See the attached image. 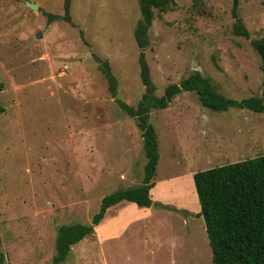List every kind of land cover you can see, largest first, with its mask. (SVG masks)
<instances>
[{"label": "rangeland", "instance_id": "1", "mask_svg": "<svg viewBox=\"0 0 264 264\" xmlns=\"http://www.w3.org/2000/svg\"><path fill=\"white\" fill-rule=\"evenodd\" d=\"M233 1L174 0V9L154 10L142 52L155 97L193 72L226 98L261 96V62L250 42L264 33V0H236L248 38L232 33ZM67 16L63 0H0L4 264L50 263L60 226L89 225L104 196L143 178L141 131L116 103L136 108L144 93L133 38L137 1L71 0ZM94 56L108 63L115 96ZM148 121L159 155L151 196L164 207L149 209L144 224L132 221L116 241H103L99 224L62 264H174L173 246L180 264H212L192 175L264 155V113H214L183 92Z\"/></svg>", "mask_w": 264, "mask_h": 264}, {"label": "trees", "instance_id": "2", "mask_svg": "<svg viewBox=\"0 0 264 264\" xmlns=\"http://www.w3.org/2000/svg\"><path fill=\"white\" fill-rule=\"evenodd\" d=\"M140 18L133 32V38L140 50L138 57L139 78L144 93L136 108L126 106L116 100L118 106L136 121L141 131L142 150L145 157L141 184L134 188L120 189L104 196L89 225H62L56 231L55 255L48 264H62L71 252V248L93 234L94 227L101 224L107 209L125 201L135 204L139 209L164 207L153 202L150 191L155 184L153 178L159 159L157 135L154 126L148 121L152 109L163 110L175 96L183 92H192L203 108L214 113H223L229 109L247 110L255 114L264 113V91L260 97L232 100L219 94L209 79L193 72L178 84L164 89L163 95L154 96L155 88L149 77V70L142 52L148 46V30L154 19V10L160 12L174 9V0H136ZM71 0H63L64 12L68 19ZM231 16L234 20L233 35L248 38L237 10V1H233ZM48 22L62 20V17L45 14ZM250 45L260 59L264 78V33ZM99 64L108 90L112 96L116 93V80L106 61L94 56ZM4 108L0 106V115ZM193 186L199 205L195 217L203 220L212 264H264V155L239 162L213 167L192 175ZM0 264H4V255L0 251Z\"/></svg>", "mask_w": 264, "mask_h": 264}, {"label": "crops", "instance_id": "3", "mask_svg": "<svg viewBox=\"0 0 264 264\" xmlns=\"http://www.w3.org/2000/svg\"><path fill=\"white\" fill-rule=\"evenodd\" d=\"M155 188V187H154ZM152 188L150 191V196L152 194V190L154 189ZM151 199L153 202H156L152 196ZM158 203V202H156ZM162 202H160L161 204ZM186 203V202H185ZM163 206V204H161ZM185 204H181L179 205V207H184ZM118 207H121V212L119 211L117 213V217L114 218H110L108 216V213L112 210V209H116ZM123 208V209H122ZM135 208H137L135 206V204L133 203H129V202H125L122 201L120 203H118L117 205L109 208L106 210L103 220L101 221L102 226L104 227V233L102 235V240L103 241H113V240H117V239H121L123 237V234L127 232V230L129 229V224L133 221L134 223H142L144 224L147 220L145 219V216L147 213H149V209L151 210V208L149 209H139L136 210ZM138 212H136V211ZM138 215V216H136ZM135 218H134V217ZM187 223V222H186ZM204 225V224H203ZM173 249L175 248V246L172 247ZM181 249V251L184 248V245H181V247H179ZM172 249V253L175 255L174 251ZM175 250V249H174ZM171 256V258L174 259V264H180L178 261V258L176 256ZM177 258V259H176Z\"/></svg>", "mask_w": 264, "mask_h": 264}, {"label": "water", "instance_id": "4", "mask_svg": "<svg viewBox=\"0 0 264 264\" xmlns=\"http://www.w3.org/2000/svg\"><path fill=\"white\" fill-rule=\"evenodd\" d=\"M31 8H32V10H37V6L36 5H34V4H28ZM36 38H40V34L39 33H37V35H36Z\"/></svg>", "mask_w": 264, "mask_h": 264}]
</instances>
